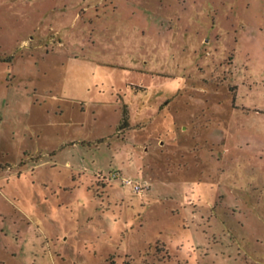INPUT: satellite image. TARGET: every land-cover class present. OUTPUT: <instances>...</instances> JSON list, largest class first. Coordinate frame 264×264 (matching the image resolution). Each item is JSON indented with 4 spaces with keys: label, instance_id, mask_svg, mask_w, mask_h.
Listing matches in <instances>:
<instances>
[{
    "label": "rangeland",
    "instance_id": "rangeland-1",
    "mask_svg": "<svg viewBox=\"0 0 264 264\" xmlns=\"http://www.w3.org/2000/svg\"><path fill=\"white\" fill-rule=\"evenodd\" d=\"M0 264H264V0H0Z\"/></svg>",
    "mask_w": 264,
    "mask_h": 264
},
{
    "label": "built area",
    "instance_id": "built-area-1",
    "mask_svg": "<svg viewBox=\"0 0 264 264\" xmlns=\"http://www.w3.org/2000/svg\"><path fill=\"white\" fill-rule=\"evenodd\" d=\"M118 178H121L125 185L132 186L134 193L139 196H142L150 188L147 181H139L132 178H126L118 173H113L111 175V179H118Z\"/></svg>",
    "mask_w": 264,
    "mask_h": 264
}]
</instances>
